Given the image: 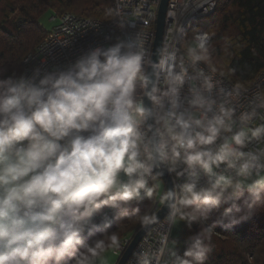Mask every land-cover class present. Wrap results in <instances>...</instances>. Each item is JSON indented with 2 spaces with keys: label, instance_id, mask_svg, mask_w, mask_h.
<instances>
[{
  "label": "clouds",
  "instance_id": "1",
  "mask_svg": "<svg viewBox=\"0 0 264 264\" xmlns=\"http://www.w3.org/2000/svg\"><path fill=\"white\" fill-rule=\"evenodd\" d=\"M212 38L194 28L176 47L153 48L131 32L63 67L0 78V264H108L106 253L130 243L114 223H159L141 212L145 198L164 206L169 227L135 264H206L213 229L254 215L264 204V148L251 147L264 143V96L237 114L249 90H222L203 67ZM165 174L184 182L158 193L151 181ZM178 221L190 232L182 252L169 241Z\"/></svg>",
  "mask_w": 264,
  "mask_h": 264
},
{
  "label": "trees",
  "instance_id": "2",
  "mask_svg": "<svg viewBox=\"0 0 264 264\" xmlns=\"http://www.w3.org/2000/svg\"><path fill=\"white\" fill-rule=\"evenodd\" d=\"M4 7V19L0 21V69L3 70L0 78L22 73L24 58L48 38L50 30L41 23L45 14L49 13L51 19L54 14L72 13L104 22L115 17L114 0H7ZM199 22L200 28L216 35L210 44L208 65L232 84L250 87L264 71V0H220L212 15ZM188 27L182 40L192 33ZM158 179L154 177L153 184L158 185ZM155 203L145 198L139 205L141 212L155 210ZM180 223L176 246L183 251L190 232L185 221ZM210 223L211 220L193 224L192 231H199ZM140 226L135 220L124 219L114 223L109 231L118 232L125 241ZM211 245L213 252L206 264H264V204L256 206L250 219L231 230L214 228Z\"/></svg>",
  "mask_w": 264,
  "mask_h": 264
},
{
  "label": "built area",
  "instance_id": "3",
  "mask_svg": "<svg viewBox=\"0 0 264 264\" xmlns=\"http://www.w3.org/2000/svg\"><path fill=\"white\" fill-rule=\"evenodd\" d=\"M162 0H124V7L120 16V21L116 25H85L80 22V17L71 13V20H64L63 15L54 14L51 17L52 28L49 32V41L42 46V55L30 56L25 60L26 73L29 75L34 67L40 66L47 70H54L55 67H63L74 60L82 51L96 45L107 46L110 43L105 37L121 36L126 38L131 32H139L147 45L153 46L156 38V26L158 9ZM212 0H170L166 18V27L163 44L177 46V32L184 24L190 20L203 19L211 14ZM212 35V41L216 35ZM211 41V43H212ZM210 43V44H211ZM212 71L213 76L220 81L222 90H229L225 82H222V73L215 71L210 65H203ZM257 85H264V73L260 74V79H256L255 88H245L249 90L242 96L237 105V114L248 108V101L257 96ZM194 86V85H193ZM184 95H187L185 91ZM218 101L223 100L224 96L215 93ZM260 121L257 120L256 123ZM251 147L264 148V143L252 145ZM173 183L183 181L178 179L175 174L170 175ZM154 180V178H153ZM160 207L158 204L157 210ZM169 225L164 218L157 224L138 244L134 252L148 250L157 244L158 234H162L168 229ZM174 226L171 227L169 241H172ZM129 243H125L117 256L120 257L127 249ZM171 246V245H170ZM182 252L180 246H176ZM133 252V253H134ZM127 264H135V257L132 254Z\"/></svg>",
  "mask_w": 264,
  "mask_h": 264
},
{
  "label": "water",
  "instance_id": "4",
  "mask_svg": "<svg viewBox=\"0 0 264 264\" xmlns=\"http://www.w3.org/2000/svg\"><path fill=\"white\" fill-rule=\"evenodd\" d=\"M170 0H162L158 9V18H157V26H156V38L154 43V48L158 47L163 43L164 40V34H165V27H166V18H167V12H168V6H169ZM163 181L164 189L166 190L167 187H170L173 182L172 178L169 174H165L163 177H157ZM164 206L161 205L157 210H154L157 212V215L160 218L159 223L165 218V213L161 212L160 209H162ZM157 223V224H159ZM149 225L146 228H141V226L134 232V234L131 237V241L127 247V249L124 251V253L118 258L116 264H127L129 261L131 255L133 254L134 250L140 243V241L148 234L150 231L157 225Z\"/></svg>",
  "mask_w": 264,
  "mask_h": 264
},
{
  "label": "bare ground",
  "instance_id": "5",
  "mask_svg": "<svg viewBox=\"0 0 264 264\" xmlns=\"http://www.w3.org/2000/svg\"><path fill=\"white\" fill-rule=\"evenodd\" d=\"M114 1H115V17H114V19L112 21L104 22V21L97 20V19L80 18V22H85V25H92V20H93V25H116L120 21V16L122 14L123 7H124V0H114ZM219 1L220 0H212V3H211V14L216 10ZM205 17H207V16H205ZM64 20H71V14L70 13L64 14ZM196 20H199V19H196ZM196 20H190V22L184 24V26L182 27V31L180 30V31L177 32V45L181 42L182 36H183L184 31L186 30V28L193 21H196ZM197 29L198 30H203L202 28H197ZM48 41H49V36H48V38H46V40H44L38 46V48L35 51H33L32 53H30L28 56H26L24 58L22 73L26 72V62H25V60L27 58H29L30 56H40V55H42V46H45V42H48ZM263 73H264V71L262 73H260V74H263ZM260 74L257 76L256 79H260ZM222 82H225V84H227L229 88H232L234 86V84H232L224 75H222ZM255 86H256V80L248 88H255ZM257 96H264V85H257ZM183 182L184 181H178V183H183ZM158 204L159 203H156L155 209L157 208ZM125 241H131V239L130 240H125ZM114 253L116 255L118 254V252H114Z\"/></svg>",
  "mask_w": 264,
  "mask_h": 264
},
{
  "label": "rangeland",
  "instance_id": "6",
  "mask_svg": "<svg viewBox=\"0 0 264 264\" xmlns=\"http://www.w3.org/2000/svg\"><path fill=\"white\" fill-rule=\"evenodd\" d=\"M4 5H7V0H3L0 1V21H2L4 19V12L2 11L5 7ZM41 23L43 24V26L45 27L46 30H50L52 28V22L50 20V15L49 13L45 14L42 18H41ZM200 28V22L199 20L197 21H193L190 25H189V29L192 31L194 28L197 29ZM154 181H151V183L153 184ZM158 186H159V192L162 193L163 189H164V184L163 181L161 179L157 180ZM156 206V203H155ZM154 206V209H155ZM161 206V204H160ZM181 232V223L180 221L177 222L176 225H174V229H173V233H172V240L177 241L178 237L180 235ZM177 245V244H176ZM106 258H107V262L108 264H116L117 260H118V256H116L114 254V252H108L105 254ZM102 264V262H101Z\"/></svg>",
  "mask_w": 264,
  "mask_h": 264
}]
</instances>
